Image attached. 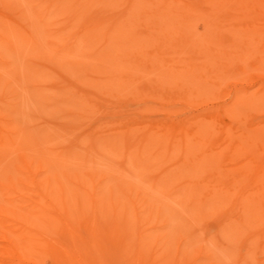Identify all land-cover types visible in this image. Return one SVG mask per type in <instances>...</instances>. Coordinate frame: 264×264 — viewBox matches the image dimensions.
Wrapping results in <instances>:
<instances>
[{
  "label": "rangeland",
  "instance_id": "1",
  "mask_svg": "<svg viewBox=\"0 0 264 264\" xmlns=\"http://www.w3.org/2000/svg\"><path fill=\"white\" fill-rule=\"evenodd\" d=\"M4 1L7 2L4 3ZM31 1L0 0V3L2 2L0 10L6 11V15L20 23L22 22V24L25 23L26 26V31L10 32L6 27H3L4 32L2 31L4 35L11 33L9 37L12 40L13 49L18 50L13 54L10 52L12 51L10 47L9 49L6 46L4 47L3 43H0V53H2L0 58L4 57V59H0V121L7 120V122H10L11 120L13 129H16V138L18 136V142H16L19 144L17 149L20 153L16 147L13 150L7 149V154L0 149V158H5L3 160L6 161L2 160V163L0 160L2 163L0 168H4V173L8 169V172L3 175L5 177L7 175H15L14 173H9V170H11L9 166L12 167L11 171L13 172L16 169V164L18 165L19 163V154H23L36 163L39 161L42 164L44 163L43 166L47 164L44 171L50 169L52 172L53 170L55 173L52 172V174L50 172L52 176L59 173L58 176L60 175L59 177H61L63 174L60 173L65 172L67 175L73 173L80 177H85L84 173L89 170L91 171L89 173L95 176V180H97L96 175H99L97 182L100 181L102 176L107 179V181L106 179L104 180L103 185L100 187L101 189L99 188L100 193L101 191L106 193L105 196L103 195L104 197L100 196L104 200L106 197V200L102 201L105 204L100 205V207H107L100 208L98 211L89 208L88 211H85L81 215L80 213L73 215L69 221L72 224L71 228L67 226L68 222L65 220L55 222L58 220L56 219L54 222H44V229L39 231L38 237L41 240L46 239V241L50 242L49 244L44 243L47 247H45L46 245L41 247L42 251L41 249L39 250L41 252H37L38 249L33 252L31 250L25 251V253H29L26 255L28 257L23 256L27 258V260L24 259L25 261L23 258L22 260L20 259L23 255L22 253L21 256L17 254V256H20L21 262H19V259V261L15 260V258L0 257V264H264V64L261 65L263 63L262 59H260L262 55L253 56L243 52V50H246L249 53H253L252 51L257 49L263 51L264 44L257 45L259 47L254 49L256 43L255 45L253 44L257 38L254 36V39H252L253 43L251 42V44L255 47L253 48L254 50L250 49L252 51H249L250 46L247 47L245 45L247 43L246 40L242 43L237 39L238 41L236 40L232 43L233 45H230L228 54L230 55V58H228L230 60H226V62L228 61L226 65H230L227 68V77L224 75L225 78H223V83L219 88L212 85L209 86V91L213 95L204 97L205 99L192 97L191 100L194 103L193 112V110H188L189 108L180 102V97L185 89L178 90L173 94L174 99L180 100L179 102L175 100V103H170L173 106L169 105L168 102L165 103L164 101H155L153 99H140L137 101L133 87H139L140 96L141 88H143L144 84H149V86L153 87L158 86L160 83L153 79L145 78V74H143L139 78L134 77L132 84L129 85V90H122L120 83L116 82L117 80L114 82L109 79L111 75L107 71L109 70L108 68L105 70V66L99 68L98 65L95 68V63H98L95 57L97 59L98 55L94 57V60L93 55H90L88 59L85 58L89 48L85 49V44L82 41L77 40L75 42L73 40L72 42L71 36L68 37V33H66L67 36L62 35V38H58L55 35L57 34L55 30L61 24L63 25L62 20L60 21L62 17L60 19L53 17L54 22L51 17L43 23L40 18H37L32 6L33 4L35 7L39 0L38 2L37 0L34 1V3ZM10 7H13V9H10ZM127 9L128 5L125 4L120 8L112 10L113 12L109 10L116 16ZM99 10L103 12L102 14L107 11V14L110 13L109 10ZM241 11L243 12V10ZM254 14L256 16V13ZM228 15L226 16L228 21H232L233 18L234 20H241L243 17L239 12L233 13L232 11H229ZM256 17L258 18V16ZM55 19L60 21L59 25L55 22ZM0 20L2 19L0 18ZM256 20L258 22V19H254V22ZM232 22H234L235 27L236 25L238 26L237 21L236 23L235 21ZM246 23V25L250 23V25H253V21L249 22L248 20ZM62 25L59 27L60 29ZM241 25L238 28H243L245 22ZM30 27L32 30H29ZM195 29H197L196 34L199 36L205 33L204 26L201 24H197ZM28 31L32 32H30L31 36L29 35L30 33L28 34ZM135 31L144 33L146 28L139 26ZM19 35H21L20 38ZM22 39L26 40L23 41ZM243 39L244 37L240 38V40ZM66 40L68 42L70 40L74 45L70 53L62 52V43L67 44ZM49 41L50 43H48ZM237 42L240 44H235ZM252 45L251 47H253ZM59 47L62 48L61 51ZM99 49L101 50L100 44L90 48L92 52H97ZM231 50L241 51L235 53ZM237 53L239 55L242 53L246 59L239 55L238 57H234L233 54ZM256 53L259 52L257 51ZM256 53L254 52V54ZM91 57L92 59H90ZM4 60L5 62L7 60V62L5 63ZM236 60L238 62H246V66L245 64V67L239 66L242 65L241 62L238 64ZM3 63L5 64L3 65ZM80 64L81 66H79ZM84 64L87 65V68L82 67ZM7 67L8 70H2ZM165 69L166 67L162 71L165 72ZM239 70H243L241 71L242 73ZM171 86L169 84L165 88L169 89ZM121 91L124 92L122 93ZM239 93H246L247 95L245 96L248 97L246 98L244 94L240 95ZM238 94L240 97H238ZM98 95L104 96L105 100L100 101V99H97L96 96ZM241 96L243 97L242 103L246 107H241L235 99L239 100V98H242ZM234 101H236V107L233 104ZM180 107H183L182 109L185 108V111L182 110L184 112H180ZM152 108L154 111L151 110ZM171 109L173 111L174 109H178L182 114H169L168 112H172ZM213 109L214 111L212 112ZM215 109L218 110H216L217 113ZM203 111L205 114H202ZM200 120L203 123L205 122V130H201V133L195 134L191 142L192 144L186 153L184 151L178 153L180 158L185 157L188 162L191 161L194 164H191L190 170L188 173H185L182 181L177 180L179 181L177 182L175 180L174 184L168 186L174 190H170L165 186L164 188L163 185L154 187L155 181H153L163 170H167L171 174H177L179 171L184 170V167L181 169L176 165L177 160L171 158L173 154H169L168 149L158 152L153 148L155 144L148 148L147 151L140 155L142 159L139 160V163L145 164L141 171L136 168L134 160L126 157L125 153L114 155L107 152L106 149H99V153L86 156L89 146L88 142L91 140L90 137L93 138V135L96 134L103 135L110 140L138 137L139 142L148 135L155 136L156 144L163 142L166 146L177 143L182 145V138L176 139L175 137L185 136V130L179 132L180 128L177 124H181V121L182 123L184 121V125L188 124L189 126L190 124L189 128L193 129L195 128V124ZM62 124H66V127H61ZM167 124H171L170 126L174 127L172 130L173 135L168 136V138L165 137L167 135L164 134L163 130V126ZM71 126L75 127L74 132L78 130L76 134L72 131L73 128ZM78 126L82 128L80 129ZM80 143L81 145L78 146ZM73 144L77 145L73 146ZM68 148L73 149L68 151ZM217 148L218 150L220 149L219 152L221 153H217ZM87 157L90 160H86ZM85 165L86 167H84ZM148 165L153 167L152 176H150L148 168L145 169ZM49 166L50 168H48ZM71 174L70 177L73 176ZM3 176H1V180ZM174 178H176L175 175ZM89 180L87 181L86 179L87 182ZM188 180L189 182L192 181L195 184H199L193 188L189 184L185 185V187L194 189L193 195H190V192L188 193L187 190L189 189L185 191L182 188L184 186L183 181ZM64 184L65 187L68 186L69 188L72 184L76 186V190L72 189L74 194H71V190L68 187L65 188L66 192H69L68 194L75 196L73 197L75 198V204L79 201L78 198L87 200L88 197L84 195L86 192L80 190L78 184L72 183L70 185V182L67 180ZM89 184L90 189L93 184ZM122 185L129 187L128 189L130 187L133 189V192L126 190L130 194L133 193L132 197L118 194L119 187ZM111 189L117 190L118 193L113 192L117 193L116 196L120 197L121 195L122 197L120 198H124L123 201L125 203L127 201V204L130 203V205L126 204L127 209H136L135 214L132 213L134 209L130 212L126 209L129 214L126 213L127 216H125L122 210L125 206L121 208L122 205L108 201L111 200L109 199L111 197ZM74 190L77 193L79 192L78 198ZM79 190L84 194H80ZM2 198L0 197V202L4 204L5 198L4 196ZM107 203L110 204L109 207ZM131 203L135 206L131 207ZM84 204L87 203L85 202ZM246 205L253 207H251V210L249 208L247 210L245 209ZM118 206H120L122 212L116 215L115 212L120 211ZM248 211L254 213L255 218L248 217ZM93 214L95 218L92 216ZM121 215L131 218L126 219L125 217H121ZM136 215L139 217L138 219L134 218ZM93 219L97 223L92 222ZM133 219H136L138 222L135 223L136 221ZM34 222L43 223L38 219H34ZM249 222L253 223L250 224ZM92 224H95V229L92 227L94 226ZM84 225L89 228H84ZM91 227L94 231L99 227L97 233L104 232V230L108 232L107 234L101 233L98 235L97 237L100 236L101 240H97L96 237L97 243L95 244L94 238L97 234L93 238L92 235L95 233L91 231L93 233L92 235L90 234L92 237L89 236L91 239L87 238L90 233L88 230ZM100 228H102V231ZM116 228L120 230V233ZM31 229V227H26V231H31ZM70 231H72V235ZM109 231L114 235H111ZM115 232H117L119 240H121L120 237L125 238L126 243H128L126 246L128 245L130 248L128 249L127 246L128 253H126V247L123 246L125 244L124 241L122 243L118 239L114 240L116 236ZM108 233L114 238L109 237L108 239ZM68 234H70L71 238L73 236L75 240L80 238L77 236H81L84 242L81 238V241L77 239L79 243L77 246L81 247H75L78 248L77 250L71 248L76 242L70 238V241L72 240L71 242L74 244L70 243L68 241ZM102 234L105 236L102 237ZM85 239H89V241H85ZM110 239L111 243H105ZM98 241L101 244L99 246L100 250L97 246ZM67 242L72 245H67ZM85 242L91 243L89 249ZM92 242L97 246V250L94 249L97 254L100 253L99 255L90 250ZM104 243L105 245H103ZM119 243L122 244L120 245ZM121 246L124 247L125 251ZM54 247L59 248L60 257V254H57L58 252L55 251L57 249L54 250ZM2 248L0 239V250ZM34 252H36V256H40L39 259L34 255ZM63 254L65 259L63 258ZM93 256L96 258L94 259ZM57 257L64 260H60Z\"/></svg>",
  "mask_w": 264,
  "mask_h": 264
},
{
  "label": "bare ground",
  "instance_id": "2",
  "mask_svg": "<svg viewBox=\"0 0 264 264\" xmlns=\"http://www.w3.org/2000/svg\"><path fill=\"white\" fill-rule=\"evenodd\" d=\"M34 1H36V0H32L31 2L34 3ZM6 2L4 1V3H6ZM37 2H38V0H37ZM125 4L128 5V9L126 11H124V12H122L116 16H114L112 14V12H113L112 10L120 8L121 6H123ZM8 6H10V5H8ZM11 6H13V5H11ZM32 6L34 8L35 14L37 15V18H40L43 21V23L45 21L49 20L51 17H52V21L54 19L53 17H55V18L58 17L59 19H60V17H62V19H60V21L62 20L63 25L61 24L62 25L61 29L59 28L61 26L60 25L58 27V29H60V30L57 31L58 29H56L55 33H57V34H55V33L54 34L58 38H60V37L62 38V35H66V33H68V35H69L68 37L71 36L70 38L72 39V42H73V40L75 42H77V40L82 41L85 44L84 45L86 47L85 49L89 48L87 50L88 52H86V55H85L86 57L85 56L84 57L88 59L90 55L91 56L93 55L92 57L94 60V57L98 55L97 59L95 57V60L98 63L96 64L95 61H93L96 65L95 68L97 67V65L99 68H101V67L103 68L105 66L104 67L105 70L108 68L109 70H107V71L110 72V75H111L109 77V79L113 80L114 82L117 80L116 82L120 83V86H121L120 88L122 90H124V91L129 90V88H130L129 85L132 84L134 77L139 78V77L143 76V74L146 75V76L144 75L145 78L153 79V80L160 83L158 86H153V87L149 86V84H144L143 88H141L140 96H139V87L138 86L133 87L137 101H139L140 99L141 100L142 99H153L155 101H164L165 103L168 102V104L171 105L172 103H175V100H176L173 98V94L178 90L185 89L182 96L180 97L181 101L180 100L179 101L181 102V104H183L187 108H189L188 110H193V108H194V106H193L194 103H192V100H191L192 97L193 98L209 97V96L213 95V93L211 94V91H209L210 90L209 86L212 85L216 88H219L222 85L223 80H224L223 78L227 77V74H228L227 68L230 66L229 64L226 65V63L228 62V61L226 62V60L228 58H230L229 57L230 55H228V54H229L230 45L232 43H234L237 39L239 40V42H242V43L244 40H246L247 43L245 45L247 47L248 46L251 47V45H252L251 42H252V39H254L253 38V36H254L255 38L257 37L256 41L253 44V45H255V43H256V47L252 45L253 47H251V48L249 47V51H252L250 49H253L254 47H255L254 49H257L261 44H264V0H39L38 4L35 7L33 4H32ZM11 8L13 9V7H10V9ZM99 9H101L102 11L110 9L112 12L109 10L111 14L110 13L107 14L108 11L106 13L102 14L103 12H101ZM240 9L243 10V12ZM8 10H9V8H8ZM233 10L236 13L239 12L240 15L243 17L241 18V20L240 19L234 20V18H233L232 21H235V23L237 21L239 27H241L242 26L241 24H244V22H245V25L243 28H238L237 25L235 27L234 22L227 20L226 16H229L228 12L232 11L233 13H235ZM254 13H256V16H258V18L255 16ZM105 14H107V15H105ZM233 16H235V14H233ZM0 18L2 19V20H0V23H1L0 24V43H3L4 47L5 46L7 48L10 47L11 49L10 48L9 49L12 50L10 52L15 54V51L18 49H15V48L13 49L12 40L9 37V35L11 33L10 34L7 33V35L6 34L4 35L3 27L8 28V30L10 32L11 31L21 32L22 30L26 31L25 30V28H26L25 23L22 24V22L20 23L17 20H15L14 18L9 17L8 15H6V11H4V10H0ZM40 19H38V20H40ZM254 19H258V22H257V20L254 22ZM23 20H25V19H23ZM57 20L55 22H57V24H58L60 21H57ZM248 20H249V22L253 21V25H250L251 23L246 25L247 24L246 22H248ZM42 21H40V23H42ZM239 21H240V23L241 22H243V23L240 24ZM197 24H201L204 26L205 33L202 34V36H199L196 34V30L199 28L198 27L197 29H195V26ZM139 26L145 27L146 31H144V33L143 32H136L135 30ZM31 27L29 28V30L31 29ZM5 30H7V29H5ZM30 32L28 31V34ZM31 33L29 34L30 36L32 35ZM200 33H202V32H200ZM20 36L21 35H19V38H20ZM242 37H244V39L240 40V38H242ZM66 39H67V37H66ZM22 40L24 41L26 39H22ZM70 40H69V42H68V40H66L67 44L62 43V45H63L62 52L63 51H65L67 53L72 52L74 45L71 43ZM33 41H35V40H33ZM239 42H237L235 44H238ZM48 43H50V41ZM52 44H54V43H52ZM98 44L101 45V50L99 49V50H97V52L96 51L92 52L90 50V48H92V46H96ZM257 45H259V46H257ZM55 47L58 49V47L56 45H55ZM62 48H60V51ZM233 49H235V48L233 47ZM52 51H54V50H52ZM55 51H56V49H55ZM57 51H59V50H57ZM231 51L236 53V52H240L241 50L240 51L231 50ZM257 51L259 53H256ZM243 52H245V54L247 53L248 55L251 54L253 56L258 55V54L262 55V58H260V59H262L263 63H261V65L264 64V49H263V51L258 50V49L254 50V51H252L253 53H249L246 50H243ZM254 52L256 54H254ZM56 53H58V52H56ZM1 54L2 53H0V55ZM62 55H63V53H62ZM233 55H234V57H238L239 54L237 53V54H233ZM239 56L244 57V55H242V53ZM92 57L90 59H92ZM2 58L4 59V57H2ZM2 58H0V59L2 60ZM260 59L258 58V60H260ZM228 60H230V59H228ZM4 62H5V60H4ZM6 62H7V60H6ZM236 62H238V61L236 60ZM239 62H241V61H239ZM239 62H238V64H239ZM5 63H3V65ZM241 64L242 65H239V66H244V64L246 66V62H244V63L241 62ZM79 66H81V64ZM48 67H50V66H48ZM82 67L87 68V65L84 64V66H82ZM164 67H166L165 72L162 71V69ZM85 68H83V69H85ZM51 69H52V67H51ZM237 69H239V68H237ZM2 70L6 71V70H8V67L6 69L4 68ZM5 71H4V73H5ZM226 71H227V73H226ZM241 71H243V70H241ZM229 73H233V72H229ZM235 73H237V72L235 71ZM139 74H142V75L139 76ZM224 75H225V77H224ZM240 76H239V78H240ZM236 77H237V74H236ZM67 81H68V79H67ZM69 83H70V81H69ZM169 84L172 85L171 88L166 89L165 86L169 85ZM124 91H121V92L123 93ZM239 94H238V97H240V95H243L244 93L240 94V95ZM245 95H247V94L245 93L244 96ZM96 97H97V99H100V101L105 100L104 96L98 95ZM250 97L252 98V96H250ZM235 99L241 107H246V106H244V103H242L243 97L239 98V100H237V98H235ZM250 100H252V99H250ZM250 100H248V101H250ZM176 101L179 102L178 100H176ZM236 101L233 102L234 105H235ZM171 106H173V105H171ZM175 106H178V105H175ZM235 107H236V105H235ZM235 107H233V108H235ZM180 108H179V110H181L180 112L185 111V108L184 109H182L183 107H180ZM239 109H240V107H239ZM151 110L154 111L153 108ZM171 110H172V112H168L169 114H182L179 112L178 109H174V111H173V109H171ZM182 110H184V111H182ZM216 110L217 109H215V112H216ZM213 111H214V109L212 110V112ZM193 112H194V110H193ZM193 112H192V114H193ZM239 112H242V111H239ZM218 113H220V112H218ZM128 114H130V113H128ZM202 114H205L204 111ZM210 114H212V113L210 112ZM202 118H203V116H202ZM166 122H167V120H166ZM11 123H12L11 120H10V122H7V120L6 121L5 120L0 121V149H2L5 152V154H7V152H6L7 149L13 150V148H15V147L17 149V146L19 145L17 143L18 142V139H17L18 136L16 138V135H17L16 129L15 128H14L15 130L13 129ZM183 123H185V122L183 121ZM183 123L181 121V124H177V123L176 124L180 128L179 132H181L182 130H185L184 131L185 136L181 135L179 137H175L176 139L182 138V145L177 143L175 145L166 146L163 142H159L158 144H156L155 136H148V135L146 137H144L141 140V142H139L138 137H136V138L135 137H126L123 140H114V139L110 140L109 138H105V136H103V135L96 134V135H93V138L90 137L91 140H89V142L87 141L89 146H88V151H87L86 156H88L90 154L97 153L99 149H106L107 152H110L111 154H114V155L120 154V153L121 154L125 153L126 157L132 158L134 160V164H135L136 168L139 171H141V169L144 168L145 164L142 165L139 163V160L142 159V157L140 155H142L145 151L148 150V148L152 147L155 144V147L153 146V148H155L154 150H156L158 152H163L164 150L168 149L169 154H173L172 155L173 157L171 156V158L174 160H177L176 165H178V167H180L181 169H183V167H184V170H181V172L179 171L177 174H171L169 171L163 170L158 177H156V178L153 177V178H155V180H153V178H152V180L155 181V185H156V186L154 185V187H157V186L160 187L162 185H163V187L164 186L165 187L171 186V184H174L175 180L176 181L177 180L182 181L184 179L185 173H188V171L190 170L189 168L192 164L191 161L188 162V160L185 157L180 158L178 156L179 155L178 153L180 151H184V153H186V151L189 149V147L192 144L191 142H192V139L195 136V134L201 133L203 130H205V127H206V126L204 127L205 122L203 123V122H201V120L198 121L195 124V126L192 125L195 127L193 129L189 128V126H191L190 124H189V126H188V124H186L187 125L186 126ZM176 124L175 125L173 124V125L177 126ZM207 124L209 125V123H207ZM170 125L167 124V125L163 126L164 134L167 135V136H165L167 138H168V136L173 135L172 130L174 129V127L173 126L171 127ZM208 125H207V127H208ZM14 126L16 127V125H14ZM62 126L66 127V124H62L61 127ZM73 126H71V127L73 128L72 131L74 132L75 127H73ZM58 127H60V126H58ZM79 127L80 126H78V128ZM203 127H204V129H203ZM78 128L76 127V129H78ZM81 128L82 127H80V129ZM77 131H75L74 133L76 134ZM19 132H20V130H19ZM59 132H60V130H59ZM90 134H93V133H90ZM48 135H49V132H48ZM46 137H47V135H46ZM75 141H74V143H75ZM75 145H77V144H73V146H75ZM79 145H81V143L78 144V146ZM234 145H236V144H234ZM241 146H242V144H241ZM72 149L68 148V151H71ZM219 150H218V148L216 149L217 153H221V152H219ZM17 151L19 152L18 149H17ZM176 157H177V159H176ZM18 158H19L18 165L16 164V166H15V164H14V166L16 167V169L14 171L16 173L14 171L12 172L11 171L12 167L9 166L11 168V170H9L10 171L9 173H14L15 175H7L5 177L3 175L8 172V169H6L7 171L4 173L3 172L4 168H0V190H1L0 191V197H1V199H3L2 196H4V198H5L4 204H1V202H0V229H2L0 232V239H1V244L3 246L2 250H0V257H4V258H8V259L15 258V260H18L20 258V256L23 254L20 259L22 260V258H23V260L24 259L27 260V258H24V257H28L26 255H28L29 253H25V251L27 252V251L31 250V252H33V251L38 249L37 250V252H38L41 249V247L50 243V242L46 241V239L41 240L38 237V234H40L39 231L41 229H44L43 228V226H45L44 222H52V221L54 222V220H56V219H58V220H56L55 222H57V221L59 222V220L60 221L65 220L68 222L67 226H69L71 228L72 224H70L69 221L73 215L78 214V213H80V215H81L85 211H88L89 208L93 209L94 211H98L101 208L100 205L102 206L105 204L102 202L104 200V198H102L100 196L101 195L105 196L106 193L101 191V193H104V194H101L99 192V188L103 185L104 180L106 178L102 176L100 181L97 182V180H98L97 177L99 175H96L97 180H95V176L93 174L89 173L91 171L88 170L84 173L85 177H80L77 174L75 175L73 173H72L73 176L70 177L71 173L69 175H67V174H65V172H63V173L61 172L60 174H63V175H61V177L64 178L63 179V178L59 177L60 175L58 176L59 173H57V175L55 174L56 176L55 175L52 176V174L55 173L53 170H52L53 173L50 171V169L48 171H46V170L44 171V168L47 164H45V166H43L44 163L42 164L40 161L38 163H36L35 161L28 159L23 154H19ZM3 159H5V158H3ZM3 159L0 158L1 161ZM6 160H8V159L6 158ZM86 160H90V159H88V157H87ZM86 160L84 159V161H86ZM3 161H2V163H3ZM4 162H6V161H4ZM2 163L0 162V166L2 165ZM8 164L9 163L7 161V165ZM81 164H82V162H81ZM89 166H90V164H89ZM84 167H86V165ZM48 168H50V166ZM147 168L149 170L150 176H152V172H153L152 168L153 167L148 165L147 167H145V169H147ZM87 169H89V168H87ZM124 169H125V167H124ZM1 173H2V175H1ZM174 175L176 178H174ZM1 176H3L2 180H1ZM92 176H94V177H92ZM86 179H87V181H88V179H90L89 180V182L91 181L90 184H89V182L86 181ZM64 180L65 181L67 180L68 182H70V185L72 183L78 184V188H80V190L86 192V194H84V193L83 194L88 197L87 198L88 202H87V200L85 201L83 198H78L79 192L77 193L75 191L76 186H73V184L71 185V187L73 186L75 188H73V187L69 188L68 186H66L71 190V194L73 193L72 189H75L74 192H76L75 194H76L77 198L79 199V201H78L79 203L77 202L78 204L76 203L77 204V206H76V204L74 202L75 198H73L75 196L68 194L69 192H66V189H65L66 183L64 184V182H65ZM106 181H107V179H106ZM179 181H177V182H179ZM96 182H97V184H95ZM183 182H184L183 183L184 186L182 187V185L180 184L181 187L184 188L185 191L187 189H189V190H187L188 193L190 192L189 194L193 195L194 193H192V192H194V189L185 187V185L189 184L190 187L192 186V188H193L194 186L197 187V185H199V184L197 182H196L197 184H195L192 181H190L191 182L190 183L189 180L183 181ZM88 184L89 185L93 184L92 188L89 189ZM177 185H179V184H177ZM128 188L129 187L122 185L121 187H119V193L117 192V190L111 189L110 190L111 197L109 198L111 200H108V201L109 202L112 201L113 203L115 202L117 205H122L121 208H123L124 206L126 207L127 205H130V203L127 204L128 203L127 200H126L127 203H125L123 201L124 198L123 199L120 198L123 195H126V197H130V196L132 197L133 196V193L130 194L126 191V190H129V191L133 192V189L131 187H130V189H128ZM168 189H170V188L168 187ZM171 189H173V188H171ZM103 191H104V189H103ZM113 191L117 192L118 194H122V196L121 195H120V197L118 195L116 196L117 193L115 194ZM80 194H82L81 191H80ZM105 200H106V197H105ZM76 201H77V199H76ZM83 201H85L87 204H84L85 202L83 203ZM101 203H103V204H101ZM107 204L109 207L110 204L109 203H107ZM131 204H132L131 207L135 206V205L133 206V203H131ZM113 206H116V205H113ZM242 206H241V208H242ZM247 206H249V207H247ZM106 207L107 206H105L104 208H106ZM125 207H124L125 210L122 209L123 214H125V216H127L126 213L129 214V212L132 211L133 209H134V211L132 213H134L136 211L135 208H133L132 210H129V209H127L128 207H126V208ZM251 207H253V206H251ZM251 207H250V205H246L245 209L248 210V208H249V210H251ZM118 209L120 211L115 212L116 215L119 212H122L120 209V206H118ZM197 211H200V210H197ZM250 212L248 211V213H249L248 217L251 216V217L255 218L254 213H250ZM85 215H86V213H85ZM137 215H138V213H137ZM137 215L135 217L134 216L133 217L138 219L139 217ZM92 216H94V214ZM158 216H159V214H158ZM114 217H115V215H114ZM119 217H120V215H119ZM121 217H123V216L121 215ZM94 218H95V216H94ZM127 218H131V217L128 216ZM34 219H38V220L42 221L43 223H35ZM96 219L98 220V218H96ZM133 220L136 221L135 223L138 222L136 219H133ZM243 220H245V219H243ZM88 222H90V221H88ZM92 222H96V221L93 219ZM128 223H130V222H128ZM249 223L251 224L253 222H249ZM88 224H90V223H88ZM85 225H86V222H85ZM85 225H84V228H89ZM92 225H94V226H92L94 228L95 224H92ZM26 227H31L32 228L31 231H26ZM92 227L90 228L92 230L87 229L90 232V233L88 232L89 235L87 236V238L91 239L90 237H92V236L94 238V235L97 234L94 238V241L96 244L97 243L95 240L96 237L98 235H100L101 233L107 234L108 231L104 230V232H101L102 228H100L101 233H97V229L100 226L98 228H96V231H94ZM116 229L120 233V230L118 228H116ZM91 231L94 232L95 234H93ZM71 232L72 231H70V234H71ZM109 232L111 233V231H109ZM113 232H114V230H113ZM70 234H68L69 235L68 241L70 243H72L71 242L72 240L74 242H76L75 243L76 245L74 243H72L75 246L73 245L74 247L72 246L71 248H73L74 250H77L78 248H75V247H81V246H77V245H79L78 240L79 241L82 240L84 242V239L81 236H77V237H80L81 240H80V238L79 239L77 238L78 240L76 239L77 240L76 241L73 238V236L71 238ZM90 234L91 235L93 234V235L91 236ZM108 235L109 236H107V238L109 239V237H111V235H114V234L111 233V235H110L108 233ZM115 235H116L115 238L113 237L114 240L118 239L117 232H115ZM103 236H105V235L102 234V237ZM119 236H121V235H119ZM70 238L72 239L71 241H70ZM84 238H86V237H84ZM120 238H121V240L118 239V241H121V242L124 241L125 242V244L123 246L126 247V253H128L127 252V246L128 245L126 246V244H128V243H126L125 238H122V237H120ZM86 239H85V241H89V239L88 240H86ZM98 239L101 240L100 236L97 237V240ZM122 239H124V240H122ZM109 241H106L105 243H111L112 242L111 239ZM98 242L99 243L97 246L99 248V246L101 244H100V241H98ZM102 242H103V240H102ZM124 242H122V243H124ZM44 243H46V244H44ZM70 243H68L67 245H69ZM85 243L88 246L87 248L89 249V245H91V243H89V242L88 243L85 242ZM92 243H93L91 246L92 248L90 247V250L94 251V253L96 255H99L100 253L97 254V252L95 251L97 246L94 244V242H92ZM105 243L103 245H105ZM72 244H70V246ZM64 246H63V248H64ZM70 246H69V248H70ZM123 246H121V247H123ZM45 247H47V245ZM83 247H84V245H83ZM51 249H53V248H51ZM55 249H57V248L54 247V250ZM58 249L55 251L58 252L57 254H60L59 255V257H60L61 253H59L60 250L58 251ZM80 249H83V248H80ZM100 249L101 248H99V250ZM128 249H130L129 246H128ZM123 250L125 251L124 247H123ZM41 251H42V249H41ZM41 251H39V252H41ZM51 253H53V252H51ZM91 253L93 254V252H91ZM17 254H19L20 256L18 255L19 256L18 257ZM35 254H36V252H34V255ZM117 256H118V254H117ZM36 257H38V259L40 258V256H36ZM59 257H57V258H59ZM63 258H64V254H63ZM63 258H61V259L64 260L65 258L64 259ZM68 258L70 259V256ZM68 258L66 257V259H68ZM95 258L96 257H94V259ZM100 258H101V256H100ZM123 258H125V257H123ZM35 259H37V258H35ZM52 259H54V258H52ZM128 259L132 260L133 258H128ZM21 260L19 262H21ZM125 260H127V259H125Z\"/></svg>",
  "mask_w": 264,
  "mask_h": 264
}]
</instances>
